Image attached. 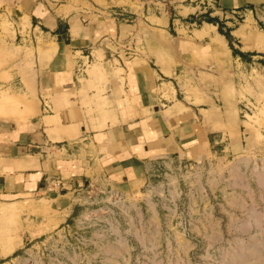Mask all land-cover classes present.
<instances>
[{
  "label": "crops",
  "instance_id": "1",
  "mask_svg": "<svg viewBox=\"0 0 264 264\" xmlns=\"http://www.w3.org/2000/svg\"><path fill=\"white\" fill-rule=\"evenodd\" d=\"M162 1L0 0V23L12 22L16 37L39 39L37 84L50 91L46 113L38 106L28 121L0 122L1 214L54 228L92 182L134 194L157 160L199 162L211 154L216 133L203 102L212 100L179 96L176 76L193 60L208 62L225 41L209 22L190 38L167 28L180 30L181 19L201 9L231 18L264 0H167L179 18ZM169 83L173 91L164 92ZM7 205L12 211L2 210Z\"/></svg>",
  "mask_w": 264,
  "mask_h": 264
},
{
  "label": "rangeland",
  "instance_id": "2",
  "mask_svg": "<svg viewBox=\"0 0 264 264\" xmlns=\"http://www.w3.org/2000/svg\"><path fill=\"white\" fill-rule=\"evenodd\" d=\"M162 2L169 16L180 17ZM232 15L219 19L201 9L183 17L180 30L167 28L190 38L211 17L230 35L219 32L226 47L176 76L179 96L212 100L203 102L216 133L211 154L199 162L157 160L134 194L92 182L54 228L46 220L21 226L18 212H0V263L264 264V6ZM14 27L0 23V122L28 121L38 106L49 110L50 91L37 84L39 39L16 37ZM163 88L173 91L170 83Z\"/></svg>",
  "mask_w": 264,
  "mask_h": 264
},
{
  "label": "trees",
  "instance_id": "3",
  "mask_svg": "<svg viewBox=\"0 0 264 264\" xmlns=\"http://www.w3.org/2000/svg\"><path fill=\"white\" fill-rule=\"evenodd\" d=\"M208 22H210V23H218V20H217V18H211V17H209L208 19H206ZM219 28H220V26H219ZM62 29L63 30H65V26H63L62 27ZM219 32L220 33H222L221 31H220V29H219ZM223 35H225V37L229 40L230 39V35H229V33H222ZM241 54H243V53H241Z\"/></svg>",
  "mask_w": 264,
  "mask_h": 264
},
{
  "label": "built area",
  "instance_id": "4",
  "mask_svg": "<svg viewBox=\"0 0 264 264\" xmlns=\"http://www.w3.org/2000/svg\"><path fill=\"white\" fill-rule=\"evenodd\" d=\"M46 110H48V109L46 108Z\"/></svg>",
  "mask_w": 264,
  "mask_h": 264
}]
</instances>
